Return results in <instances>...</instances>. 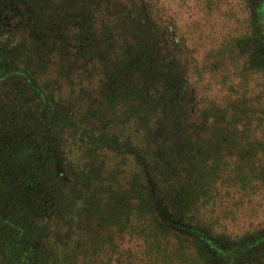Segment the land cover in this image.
<instances>
[{
	"label": "trees",
	"instance_id": "obj_1",
	"mask_svg": "<svg viewBox=\"0 0 264 264\" xmlns=\"http://www.w3.org/2000/svg\"><path fill=\"white\" fill-rule=\"evenodd\" d=\"M188 1L0 0V264H264V0L223 58Z\"/></svg>",
	"mask_w": 264,
	"mask_h": 264
},
{
	"label": "rangeland",
	"instance_id": "obj_2",
	"mask_svg": "<svg viewBox=\"0 0 264 264\" xmlns=\"http://www.w3.org/2000/svg\"><path fill=\"white\" fill-rule=\"evenodd\" d=\"M221 4L218 5L215 10L206 9V12L200 17V15H193L195 4L192 3L191 0L188 1L190 9L187 14L182 17L184 26L189 25L191 22L197 25L199 23L207 24V26L202 29L203 33L201 43H197L199 48V58H207V53L210 54L211 49L213 50V58H223L218 54V51L221 50L220 46L222 43L224 45V43H227L229 39L242 35L246 31L248 10L243 0H225ZM262 24L264 29V17ZM223 39L224 41L226 40V42L221 41ZM230 43L231 42L229 41L228 45ZM228 50L230 51L229 54L227 50H224L226 52L224 58H234L238 73H242L244 75H247V70L251 67L250 62L253 60L252 58H264L262 47L259 44L253 46L250 41L238 44L231 43ZM262 64V62H258L257 69H254L250 74L248 73L253 79V81L248 82V84L255 94L259 92L260 89H263L264 64ZM258 132H260V138L264 139L263 129H258ZM261 193L262 191L257 194L259 195ZM259 203L264 205V193H262ZM252 227L255 229H261L264 227V212L260 219L253 223Z\"/></svg>",
	"mask_w": 264,
	"mask_h": 264
}]
</instances>
